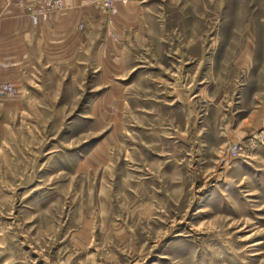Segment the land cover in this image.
I'll return each instance as SVG.
<instances>
[{"label": "rangeland", "instance_id": "1", "mask_svg": "<svg viewBox=\"0 0 264 264\" xmlns=\"http://www.w3.org/2000/svg\"><path fill=\"white\" fill-rule=\"evenodd\" d=\"M94 2L0 76V264H264V0Z\"/></svg>", "mask_w": 264, "mask_h": 264}, {"label": "crops", "instance_id": "2", "mask_svg": "<svg viewBox=\"0 0 264 264\" xmlns=\"http://www.w3.org/2000/svg\"><path fill=\"white\" fill-rule=\"evenodd\" d=\"M18 1L20 0H0V76L11 69L10 55L13 53L19 54L18 67L26 68L28 50H31L32 45L36 48L41 45L45 51L58 49L64 43L72 48H86L102 38L101 10H104L98 11L99 7L92 6L95 5V0H65V13L56 14L48 23H41L36 27L32 26L27 16V9L33 6L32 0ZM119 1L123 5L127 3V0ZM92 11H97V15ZM80 22L83 30L76 29ZM87 22L90 29L87 28ZM98 48H101L100 42Z\"/></svg>", "mask_w": 264, "mask_h": 264}, {"label": "built area", "instance_id": "3", "mask_svg": "<svg viewBox=\"0 0 264 264\" xmlns=\"http://www.w3.org/2000/svg\"><path fill=\"white\" fill-rule=\"evenodd\" d=\"M63 5L65 4V0H57L54 6H50V4H45L43 7H38L39 9L32 10L30 14V19L33 23H38L40 21L48 20L49 16L53 14L55 11L63 10ZM102 7L107 9L111 13H115V8L112 2L105 1L102 3ZM81 27V26H80ZM9 86H3V89H9ZM231 154H236L235 149H232Z\"/></svg>", "mask_w": 264, "mask_h": 264}]
</instances>
